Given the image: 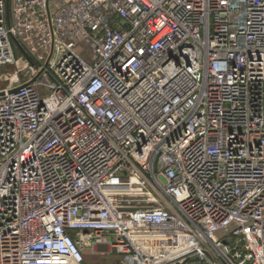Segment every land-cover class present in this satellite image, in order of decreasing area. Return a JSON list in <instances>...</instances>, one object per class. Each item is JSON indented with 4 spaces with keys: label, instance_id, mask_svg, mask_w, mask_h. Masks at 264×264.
Masks as SVG:
<instances>
[{
    "label": "built area",
    "instance_id": "2783aa9c",
    "mask_svg": "<svg viewBox=\"0 0 264 264\" xmlns=\"http://www.w3.org/2000/svg\"><path fill=\"white\" fill-rule=\"evenodd\" d=\"M89 249L264 264V0H0V264Z\"/></svg>",
    "mask_w": 264,
    "mask_h": 264
},
{
    "label": "rangeland",
    "instance_id": "374dc122",
    "mask_svg": "<svg viewBox=\"0 0 264 264\" xmlns=\"http://www.w3.org/2000/svg\"><path fill=\"white\" fill-rule=\"evenodd\" d=\"M81 52L80 55L87 61L90 60L91 54L90 52L87 51L86 47L83 44H79L78 47ZM84 255V264H105L108 262L107 259H111L109 261H112V257H114L113 255H101V254H94L92 252V250H87L83 253ZM106 259V260H105Z\"/></svg>",
    "mask_w": 264,
    "mask_h": 264
},
{
    "label": "crops",
    "instance_id": "0c3cea01",
    "mask_svg": "<svg viewBox=\"0 0 264 264\" xmlns=\"http://www.w3.org/2000/svg\"><path fill=\"white\" fill-rule=\"evenodd\" d=\"M112 258H113L112 261H109L111 259H107L108 262L106 264H122L117 258H115V257H112ZM104 264H105V262H104Z\"/></svg>",
    "mask_w": 264,
    "mask_h": 264
}]
</instances>
